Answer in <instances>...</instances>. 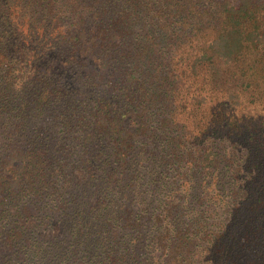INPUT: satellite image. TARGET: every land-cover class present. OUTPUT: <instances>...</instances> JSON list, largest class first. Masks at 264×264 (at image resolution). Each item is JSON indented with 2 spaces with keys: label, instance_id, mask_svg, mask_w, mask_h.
Here are the masks:
<instances>
[{
  "label": "trees",
  "instance_id": "16d2710c",
  "mask_svg": "<svg viewBox=\"0 0 264 264\" xmlns=\"http://www.w3.org/2000/svg\"><path fill=\"white\" fill-rule=\"evenodd\" d=\"M28 4L0 10V118L32 84L37 87L29 105L18 102L16 110L46 116L43 107L64 98L75 99L80 112L94 100L88 109L94 130L84 138L97 139L101 149L83 161L89 178L98 161L115 182L131 166L138 141L148 132L155 135L156 128L168 152L160 151L157 167L166 157L167 168L172 162L181 168L184 192L202 188L200 197H178L169 206L156 194L131 197L141 208L133 212L125 205L126 223L117 231L111 223L109 232L103 218L98 228L114 242L105 264H264V0ZM146 15L159 27L149 21L143 34L137 24ZM4 127L0 264H21L11 256L21 253L16 244L27 242L25 229L34 222L26 213L30 198L49 196L57 167L42 144L44 132L28 137L14 133L20 128ZM103 141L110 144L107 156ZM227 167H233V191L224 186ZM151 181L157 184L153 192L164 193L165 178ZM107 199H96L84 213L82 203L68 200L71 223H63L62 231L87 227L89 216L99 212L115 215V204ZM29 250L34 260L47 256L39 245Z\"/></svg>",
  "mask_w": 264,
  "mask_h": 264
},
{
  "label": "rangeland",
  "instance_id": "374dc122",
  "mask_svg": "<svg viewBox=\"0 0 264 264\" xmlns=\"http://www.w3.org/2000/svg\"><path fill=\"white\" fill-rule=\"evenodd\" d=\"M28 1L29 0H13L12 3L10 0H0V10L3 9L4 6L18 7L19 10H23V8L26 7V3L29 5ZM5 2L8 5H6ZM22 4L23 6L20 8L19 6ZM147 18L148 15L137 24V26L139 25L138 29H140L143 34H145L147 28H150V25H154L156 28L159 27V25L155 23V20ZM81 26H83V23H81ZM76 29H78V26ZM120 50H127L125 44H122ZM95 63L97 64L98 62ZM19 64L20 63H18V65ZM14 66H16V64ZM92 67L93 66H91V68ZM81 70L83 71L84 69L82 68ZM15 73L16 72L13 74ZM139 73L142 75V70H139ZM79 79L80 80L77 82L79 85H82L84 77H80ZM23 81L26 86L27 80ZM36 87L37 85L35 84L28 85L25 92L27 94L19 98V101L17 99V101L21 103L25 100V104L29 105L28 102L30 101H27V98L33 96ZM58 101L43 107V112L46 116L38 115L37 110L31 113L20 112L16 110V105L19 106L20 104L17 102L15 107L7 112V114H9L8 116L4 113L0 118V124L3 126V130L0 129V133H2L3 136L6 131L4 127L5 123L6 128H20V130L14 132L16 135H21V133H23L27 134L28 137H36L38 133L44 132L46 138H43L42 144L46 145L48 148L51 158L54 161L53 165L57 167V170L52 173L51 180L54 182V187L50 189L48 193L49 196L43 199L29 197L31 199L30 208L26 213L34 222L29 224L28 227H26L27 229H25V232L30 233L27 242H18L16 244L17 247H21V253H13V256H11L12 260H14V256L16 255L17 262L21 264H76L80 261H85L88 264H105L107 261L105 257L111 255L110 246L112 244L109 243L114 242L112 235H103L98 226H101L103 218H108L109 224L104 227L108 230L110 229L109 232L112 231L111 223L116 225L115 231H117L119 227H122V224L125 225V219L129 211L128 208L130 207L132 209L133 207V212L136 208H141V206L137 207L131 203V197H154L156 194L159 195L158 197H166L164 202H167L169 206L168 202H175L178 197H200V195H202V190H200L201 186L193 188L192 191L188 189L184 192L183 187L187 188L188 186L181 185V168L173 162L171 164L172 166H168L167 168L166 157L161 158L162 168L159 166L157 167L160 151L165 155H167L166 153L168 152L163 146V134L156 128L153 131L155 135H153L152 132H148L143 139L138 141V152H136L131 166L125 173L118 175L115 182H111V180L107 179V171H104V166L98 161L96 162L98 170L92 172L94 179L89 178L91 172L86 170L83 161L88 156V153L94 154L101 149L98 141H96L97 139L87 141L84 138L85 134L91 133L94 130L91 124L92 114L89 116L88 113L89 107H92V104L94 105V100L90 102L92 104L89 103V106H86L88 107L86 111L82 109L80 112L78 109L76 110L78 106L76 107L77 103L74 102L76 101L75 99L70 100L63 98L58 99ZM152 118H154L156 122V116ZM31 119H34V125L31 124ZM25 121L28 125H21L20 122ZM38 139L40 138H37V141ZM109 146V143L105 144L103 141L102 148L104 149V156H107L108 151H110ZM77 170H80L82 174H79ZM159 172H161V174H158ZM232 172L233 167H230L228 173H226L228 175V181L224 179L226 182L224 186L227 187L228 191L235 190L234 183L229 179ZM155 177H160L162 180L165 178L166 188L164 189V193L161 191L153 192L152 189H154V186L157 184L152 183L151 179ZM246 177L247 175L244 174L242 182L246 181L244 180ZM205 187V191L208 192L211 186L207 184ZM133 188L142 191V194L137 196V192H135L136 190ZM103 196L108 197V201L114 202L115 215L99 212L98 214L89 216L87 227L76 224L72 228L62 231L61 226L63 223H65V225L71 223L70 205L66 204L68 200L73 201V203L75 201L82 203L81 210L84 213L89 205H92L96 199ZM26 205H28V203H26ZM125 205H127L128 208L125 207ZM10 226L11 225H8L4 229L7 230ZM128 230L129 229H127V231ZM119 233L120 231L118 230V234ZM30 245H39L41 253L47 256L35 260L32 259L30 257L32 254L29 250ZM89 251L90 253H88ZM208 259H210V257H208Z\"/></svg>",
  "mask_w": 264,
  "mask_h": 264
}]
</instances>
